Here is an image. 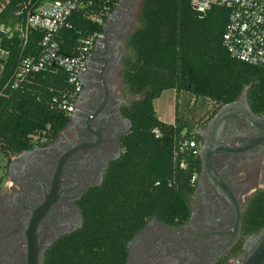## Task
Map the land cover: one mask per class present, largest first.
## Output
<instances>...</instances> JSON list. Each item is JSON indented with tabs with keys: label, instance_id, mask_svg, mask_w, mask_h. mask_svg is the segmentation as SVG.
I'll return each instance as SVG.
<instances>
[{
	"label": "trees",
	"instance_id": "trees-1",
	"mask_svg": "<svg viewBox=\"0 0 264 264\" xmlns=\"http://www.w3.org/2000/svg\"><path fill=\"white\" fill-rule=\"evenodd\" d=\"M42 1L0 4V51L6 54L0 59V152L5 155L32 149L41 138L54 139L69 121L58 109L74 89L66 72L46 68L15 83L22 61L41 54L44 33L25 27L27 16ZM119 1L98 0L77 7L56 35L61 53L75 55L89 36L102 34L108 14ZM100 14L101 23L94 22L92 17ZM226 21L224 9L199 13L189 0L141 1L122 62L126 90L135 97L125 109L131 131L101 187L88 191L81 201L82 227L59 239L44 264H126L128 243L149 221L168 225L187 221L201 167L199 123L185 120L177 110L174 122L164 123L156 116L153 102L166 91L175 92L176 98L187 93L212 102L213 116L247 89L252 112L264 114V69L227 54L222 45ZM263 228L264 189H258L244 203L241 237L233 257L241 253L245 240Z\"/></svg>",
	"mask_w": 264,
	"mask_h": 264
},
{
	"label": "flooded vegetation",
	"instance_id": "flooded-vegetation-1",
	"mask_svg": "<svg viewBox=\"0 0 264 264\" xmlns=\"http://www.w3.org/2000/svg\"><path fill=\"white\" fill-rule=\"evenodd\" d=\"M139 1L122 2L133 6ZM118 7L88 55L67 125L54 139L41 138L32 149L3 155L0 264H44L59 239L82 227L81 201L101 187L121 155L122 140L132 128L125 109L135 97L122 79L133 13ZM235 113L237 118L230 116L216 127L217 114ZM256 118L264 124V114L253 113L240 97L197 125L201 167L189 218L173 225L149 221L128 243L126 264H236L250 237L233 257L241 237L233 241L229 234L235 212L205 162L210 154V168L233 194L241 216L246 199L264 189V142H257L262 132L249 123Z\"/></svg>",
	"mask_w": 264,
	"mask_h": 264
},
{
	"label": "built area",
	"instance_id": "built-area-1",
	"mask_svg": "<svg viewBox=\"0 0 264 264\" xmlns=\"http://www.w3.org/2000/svg\"><path fill=\"white\" fill-rule=\"evenodd\" d=\"M96 1L98 0H45L26 18V31L44 33L40 43L41 54L38 59L22 61L15 83L27 73H35L46 68H57L66 72L68 81L74 89L62 99L58 109L68 117L73 113L88 55L93 46L102 39L103 33L89 36L82 42L77 54L71 56L61 53L55 38L58 32L67 26L68 19L77 7H88ZM189 4L199 13H205L212 8L224 9L227 21L222 45L227 54L237 62L264 69V0H189ZM101 15L92 17V20L101 23ZM110 15L109 13L108 17ZM5 55L0 51V57ZM189 146L194 145L190 143Z\"/></svg>",
	"mask_w": 264,
	"mask_h": 264
},
{
	"label": "rangeland",
	"instance_id": "rangeland-1",
	"mask_svg": "<svg viewBox=\"0 0 264 264\" xmlns=\"http://www.w3.org/2000/svg\"><path fill=\"white\" fill-rule=\"evenodd\" d=\"M133 3V1H131ZM141 2L129 6L133 13L132 29L137 24L138 12ZM128 10V9H127ZM129 11V10H128ZM3 57H0V59ZM153 107L158 119L164 123H173L175 117V111L177 110L180 117L193 123H201L207 117H210V110L213 107V103L202 99H195L187 93H182L176 98V94L173 91L163 92L161 97L153 102ZM177 107V109H175ZM3 153L0 152V168L3 165ZM1 172V171H0ZM264 188L263 186H260Z\"/></svg>",
	"mask_w": 264,
	"mask_h": 264
},
{
	"label": "water",
	"instance_id": "water-1",
	"mask_svg": "<svg viewBox=\"0 0 264 264\" xmlns=\"http://www.w3.org/2000/svg\"><path fill=\"white\" fill-rule=\"evenodd\" d=\"M1 1L2 0H0V2ZM103 30H104V27H103ZM246 93H247V89L243 91V94L241 96L244 99V101H246ZM230 116L234 118L238 117L236 113L234 115L217 114L214 118L215 120H217L216 127H218L221 123L224 122L225 119L229 118ZM249 123L251 124L253 128L261 130L262 132V136L257 139V142H264V124L259 122L257 118L254 120H250ZM205 165H206V168L210 175L211 180L214 182L217 188L222 192V194L225 196V198L229 201V203L234 209L235 223L233 225L232 230L229 232L232 240L234 241L237 238V236L241 234V224H240L241 216H240L239 208L235 202V198L233 194L223 184V182L219 179V177L211 170L210 154H207L206 156ZM236 264H264V228L259 233L251 236L247 240L246 246L244 247V251L241 254V256L237 259Z\"/></svg>",
	"mask_w": 264,
	"mask_h": 264
},
{
	"label": "crops",
	"instance_id": "crops-1",
	"mask_svg": "<svg viewBox=\"0 0 264 264\" xmlns=\"http://www.w3.org/2000/svg\"><path fill=\"white\" fill-rule=\"evenodd\" d=\"M123 1V0H122ZM120 2L119 3V6L118 8H120V11H123V12H126V6H127V3H124V2Z\"/></svg>",
	"mask_w": 264,
	"mask_h": 264
}]
</instances>
